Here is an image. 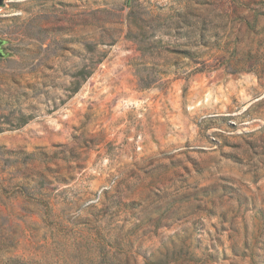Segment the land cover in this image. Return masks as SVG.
Returning a JSON list of instances; mask_svg holds the SVG:
<instances>
[{
	"label": "rangeland",
	"instance_id": "374dc122",
	"mask_svg": "<svg viewBox=\"0 0 264 264\" xmlns=\"http://www.w3.org/2000/svg\"><path fill=\"white\" fill-rule=\"evenodd\" d=\"M0 264H264V0H2Z\"/></svg>",
	"mask_w": 264,
	"mask_h": 264
},
{
	"label": "water",
	"instance_id": "95a60500",
	"mask_svg": "<svg viewBox=\"0 0 264 264\" xmlns=\"http://www.w3.org/2000/svg\"><path fill=\"white\" fill-rule=\"evenodd\" d=\"M2 0H0V4H1Z\"/></svg>",
	"mask_w": 264,
	"mask_h": 264
}]
</instances>
